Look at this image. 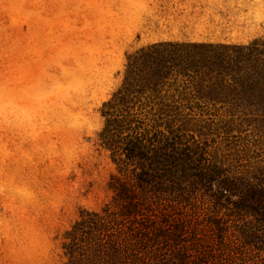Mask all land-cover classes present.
I'll use <instances>...</instances> for the list:
<instances>
[{"label": "rangeland", "instance_id": "obj_1", "mask_svg": "<svg viewBox=\"0 0 264 264\" xmlns=\"http://www.w3.org/2000/svg\"><path fill=\"white\" fill-rule=\"evenodd\" d=\"M154 1L0 0V264H65V233L112 203L121 174L101 146L102 106L128 55L165 40L147 18ZM226 7V37L213 41L264 42V0ZM173 128L183 161L178 185L166 180L169 220L187 261L165 252L162 264H264V120Z\"/></svg>", "mask_w": 264, "mask_h": 264}, {"label": "trees", "instance_id": "obj_2", "mask_svg": "<svg viewBox=\"0 0 264 264\" xmlns=\"http://www.w3.org/2000/svg\"><path fill=\"white\" fill-rule=\"evenodd\" d=\"M102 115L101 146L111 151L121 176L112 177V203L83 211L65 233V264H162L165 252L170 262L185 263L180 229L169 220L174 200L167 181L178 185L183 161L173 127L217 118L264 120V42L142 47L128 55L123 82ZM149 126L160 135L156 152ZM160 126L167 134L156 130Z\"/></svg>", "mask_w": 264, "mask_h": 264}, {"label": "crops", "instance_id": "obj_3", "mask_svg": "<svg viewBox=\"0 0 264 264\" xmlns=\"http://www.w3.org/2000/svg\"><path fill=\"white\" fill-rule=\"evenodd\" d=\"M152 10L154 36L165 39L154 44H224L213 39L226 37L220 26L228 23L226 0H156Z\"/></svg>", "mask_w": 264, "mask_h": 264}]
</instances>
